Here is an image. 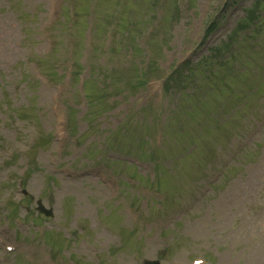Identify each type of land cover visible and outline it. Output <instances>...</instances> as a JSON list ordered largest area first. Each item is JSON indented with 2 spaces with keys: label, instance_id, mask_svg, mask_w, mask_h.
<instances>
[{
  "label": "rangeland",
  "instance_id": "obj_1",
  "mask_svg": "<svg viewBox=\"0 0 264 264\" xmlns=\"http://www.w3.org/2000/svg\"><path fill=\"white\" fill-rule=\"evenodd\" d=\"M254 2L0 0V230L16 248L0 264H264V75L238 52L224 88L204 81ZM89 57L84 94L71 73ZM183 60L171 87L138 85ZM138 157L166 161L156 198L121 184L155 178Z\"/></svg>",
  "mask_w": 264,
  "mask_h": 264
},
{
  "label": "trees",
  "instance_id": "obj_2",
  "mask_svg": "<svg viewBox=\"0 0 264 264\" xmlns=\"http://www.w3.org/2000/svg\"><path fill=\"white\" fill-rule=\"evenodd\" d=\"M259 11V10H263V12H264V0H256V4L254 5V11ZM254 11H252V15L249 17V20H251V19H254V18H256V16H255V12ZM262 20H264V16H263V18L261 19V23H260V26L258 27V29H257V27H256V32L259 34V32H263L264 31V21H262ZM254 38H255V36H254ZM246 41V40H245ZM250 42H245V44H249ZM244 44V48L247 50V49H249V47L248 46H246ZM251 50V49H250Z\"/></svg>",
  "mask_w": 264,
  "mask_h": 264
},
{
  "label": "water",
  "instance_id": "obj_3",
  "mask_svg": "<svg viewBox=\"0 0 264 264\" xmlns=\"http://www.w3.org/2000/svg\"><path fill=\"white\" fill-rule=\"evenodd\" d=\"M39 210L42 212H45L44 206L41 204V202H39ZM49 214L51 215L52 212L49 211ZM146 264H159L158 262H147Z\"/></svg>",
  "mask_w": 264,
  "mask_h": 264
}]
</instances>
